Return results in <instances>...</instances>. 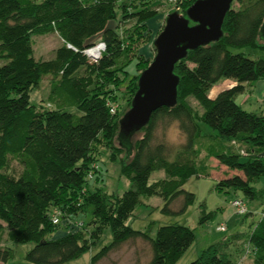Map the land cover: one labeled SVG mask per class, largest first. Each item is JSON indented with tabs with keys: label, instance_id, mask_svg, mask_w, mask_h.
<instances>
[{
	"label": "trees",
	"instance_id": "obj_1",
	"mask_svg": "<svg viewBox=\"0 0 264 264\" xmlns=\"http://www.w3.org/2000/svg\"><path fill=\"white\" fill-rule=\"evenodd\" d=\"M177 1L185 13L196 0ZM237 1L239 6L232 3L225 16L222 39L190 51L176 65L180 79L176 106L153 113L140 132L142 138L132 141L129 156L114 146L126 112L111 113L108 104H116L117 96L109 95L96 78L119 82V88L132 80L127 71L130 51L145 37L147 20L158 15L159 1L0 0V236L6 230L7 240L14 244L34 243L25 257L28 264L78 260L106 228L111 229L112 243L94 255L90 264H100L110 252L139 240L150 245L148 264H178L196 239L194 230L174 224L161 226L153 235L151 226L138 231L128 221L142 196L162 197L167 214L173 213L172 202L184 197L179 213H185L195 195L184 186L199 177L197 163L207 176H213L214 169L200 163V151L238 172L217 179L218 191L233 190L252 201L264 196V189L253 186L264 177V116L245 111L235 100L248 86L264 80V56L252 59L230 51V47L245 46L264 50V0ZM131 20L134 24L128 27ZM52 33L64 45L54 58L36 60L33 36ZM98 41L105 42L107 49L101 60L92 62L84 51ZM139 77L132 81L137 82L131 91L134 96ZM47 78L52 79L48 101L33 105L31 91ZM222 79L234 80L235 85L211 96ZM161 118L177 123L184 136L179 147L153 143ZM203 125L213 132L206 133ZM103 143L113 150L112 158L125 153L121 171L132 187L122 196L90 188L88 175L99 171L96 153ZM11 157L22 167L18 177L7 172ZM160 169L166 177L150 184L151 175ZM55 211L61 213V223L66 222V233L59 237H54L61 224L53 223ZM80 213H90L91 220L73 224L70 218ZM232 239V244L240 241L243 254L251 256L254 264H264V217L249 234ZM230 244L211 245L190 264H236L233 253L227 252ZM13 257V251L0 244V263L7 264Z\"/></svg>",
	"mask_w": 264,
	"mask_h": 264
},
{
	"label": "rangeland",
	"instance_id": "obj_2",
	"mask_svg": "<svg viewBox=\"0 0 264 264\" xmlns=\"http://www.w3.org/2000/svg\"><path fill=\"white\" fill-rule=\"evenodd\" d=\"M158 1L159 5L156 6L158 15L147 20L146 25L148 29L144 33L145 37L139 38V41L136 42L131 49L132 52L130 51L132 61L128 65L127 71L129 72L132 80L127 79L124 85L119 88V82H107L104 78H96V83H99L102 89L109 91L108 94L113 97L117 96V102H115V100L114 102L116 103L115 105L118 106L119 113L122 115L130 109V104H132V100L134 98L131 91L134 90V85L136 86L137 82H132L133 79L137 75L139 77L141 73L150 66L156 55L153 43L165 28L166 17L175 9L174 2H170V0ZM233 5L234 7H238L239 2L235 0ZM119 6L120 4L118 5V11L120 12L121 10ZM133 24L134 20H131L128 27L133 26ZM63 45L64 42L56 33L33 36L34 57L36 60H50L54 58L56 50ZM230 51L233 54L242 53L252 59L264 56V50L253 48L251 46L241 48L230 47ZM138 62H141L139 68L137 67ZM1 64L3 63H0V65ZM51 80V78L44 79L39 89L31 91L30 100L33 105L39 106L42 105L44 101H48L51 91ZM229 81L235 82L234 80L222 79L212 88L210 95L217 96L221 89L229 85ZM220 83H222L221 86L219 85ZM252 85L253 87L249 86L246 92L239 94L236 97V103L247 112L264 116V80L258 81ZM190 102L196 111L201 112L200 107L195 103L194 99H190ZM45 106L49 107V104ZM203 128H205V132H213L212 129L206 125H203ZM142 135L143 133H138L133 138V141L142 138ZM183 141L184 136L180 132L177 123H170L168 120H163L162 118L158 120L153 141L154 144L164 142L170 147H179ZM105 145L106 143H103L102 147H100L96 153V158L98 160V162H96V166L99 168V171L97 173H95L96 170L93 171L94 175L93 179L90 180V188L92 191L100 188L109 194L122 196L132 187V182L128 178L124 177L121 171L122 166L120 161L121 159H124L125 153L118 154L115 158H112L113 150L111 152L109 149L104 148L103 146ZM201 145L203 146L204 143ZM114 146L116 148H119L120 146L118 136L117 139L115 138ZM200 152V163L203 165H210V167L214 169V171H212L213 176H207L205 174L206 170L204 168L202 169L201 165L197 163L199 168V177L191 178L184 186V189L187 192L195 195V202L185 213H179L183 207L185 200L184 197H178L175 199L170 206L173 213L167 214L163 211L166 204L162 197L142 196L141 203L137 206L135 212L128 221L129 226L138 231H145L148 226H151L153 228V235L156 234L157 230L161 226L174 224L187 226L194 230L196 239L178 264H190L195 261L204 250L216 243H231L227 246V248L233 249L234 247L232 242L235 240H233L234 238L232 239L233 236L231 237L232 233L237 232L242 235L249 234L254 225L262 217V203H264V196L262 195L261 198L252 201L243 196L241 193H236L233 190H229L228 192L218 191L216 189L218 182L217 179L231 177L236 175L238 172L227 170L225 167L220 166L216 159H207L206 153L202 151ZM262 160L264 162V157ZM210 169L211 168H209V170ZM7 172L13 177H18L22 172V167L16 159L11 157L10 166ZM165 177L166 174L164 170L160 169L151 175L149 182L152 184L164 179ZM253 186L259 190L264 189V177H262L257 183L253 184ZM237 200H241L246 204V214H238L236 211L233 205ZM90 220V213H80L79 215H73L70 218V221L73 224L80 225L82 223L85 225V222L87 223ZM65 224L66 222L61 223L58 226L54 237H59L66 233L64 230ZM221 226L226 228L225 232L220 230ZM111 243L112 232L110 228H106L101 239L96 241L88 253L83 255L80 259L67 264H90L92 257L100 252L102 248L109 246ZM0 244L13 251L14 257L7 264H28L25 257L27 253L35 247L34 243H12L7 240L6 230L0 236ZM235 245L236 244H234V246ZM231 253H233L231 257L236 264H254L252 257L249 255L245 256V253L243 254V258H241L242 260H239L238 258V250ZM150 258V245L139 240L136 242H128L120 248L110 252V254L100 264H148L150 262Z\"/></svg>",
	"mask_w": 264,
	"mask_h": 264
},
{
	"label": "water",
	"instance_id": "obj_3",
	"mask_svg": "<svg viewBox=\"0 0 264 264\" xmlns=\"http://www.w3.org/2000/svg\"><path fill=\"white\" fill-rule=\"evenodd\" d=\"M234 0H196L185 13L172 11L153 47L156 55L141 73L130 109L120 119L118 141L129 156L133 138L149 123L157 110L175 107L179 77L176 65L190 51L219 42L224 36V19ZM264 39V24L261 28Z\"/></svg>",
	"mask_w": 264,
	"mask_h": 264
},
{
	"label": "built area",
	"instance_id": "obj_4",
	"mask_svg": "<svg viewBox=\"0 0 264 264\" xmlns=\"http://www.w3.org/2000/svg\"><path fill=\"white\" fill-rule=\"evenodd\" d=\"M174 2V8L177 10V11H181V6L178 4V1L177 0H173ZM106 44L105 42L103 41H98L97 43H95L93 46L87 48L84 53L85 55L90 59V61L92 62H98L99 60H101L106 52ZM110 106V109H111V113L112 114H116L117 111H118V107L117 105L113 104V103H109L108 104ZM93 175L94 173L91 172L89 175H88V179L89 180H92L93 179ZM241 203V204H240ZM236 209V211L238 212V214H246L247 213V207L245 205V203L241 200H237L236 203L233 205ZM262 217H264V214H262ZM53 223L55 225H58L61 223V213L59 211H55L54 215H53ZM220 230L222 232H225L226 231V228L224 226H221L220 227ZM248 252L250 254V249L248 248L247 249Z\"/></svg>",
	"mask_w": 264,
	"mask_h": 264
},
{
	"label": "crops",
	"instance_id": "obj_5",
	"mask_svg": "<svg viewBox=\"0 0 264 264\" xmlns=\"http://www.w3.org/2000/svg\"><path fill=\"white\" fill-rule=\"evenodd\" d=\"M221 84L222 83H220L219 85L221 86ZM224 85H225V83H224ZM235 85V82H233V81H229V85H227V86H225L223 89H221L219 92H221L222 90H224V89H226V88H229V87H232V86H234ZM252 87H253V85H251ZM223 87V86H222ZM221 87V88H222ZM249 87V86H248ZM248 87H247V89H246V91L248 90ZM250 90V89H249ZM245 91V92H246ZM214 97V96H213ZM251 99V98H250ZM234 233V234H233ZM232 233V235H231V237L232 236H234V235H236V234H240V233H235V232H233ZM233 249H227V252H229V253H231V252H235V251H237L238 250V258H239V260H242L241 258H243V249H242V246H241V243H240V241L234 246V244H233Z\"/></svg>",
	"mask_w": 264,
	"mask_h": 264
}]
</instances>
